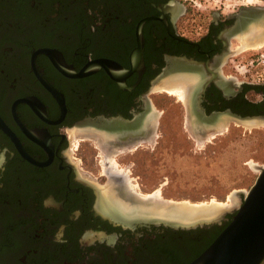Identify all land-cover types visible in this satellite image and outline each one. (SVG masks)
I'll return each mask as SVG.
<instances>
[{
    "label": "flooded vegetation",
    "instance_id": "af4514ba",
    "mask_svg": "<svg viewBox=\"0 0 264 264\" xmlns=\"http://www.w3.org/2000/svg\"><path fill=\"white\" fill-rule=\"evenodd\" d=\"M238 12L179 0H0V264H189L210 245L233 214L164 224L173 221L126 191L120 172L110 188L84 174L72 140L92 139L106 155L150 141L149 90L185 88L199 133L223 122L218 112L264 115V83L224 72L233 38L224 30ZM122 120L138 127L127 134Z\"/></svg>",
    "mask_w": 264,
    "mask_h": 264
},
{
    "label": "rangeland",
    "instance_id": "374dc122",
    "mask_svg": "<svg viewBox=\"0 0 264 264\" xmlns=\"http://www.w3.org/2000/svg\"><path fill=\"white\" fill-rule=\"evenodd\" d=\"M179 1L195 12L208 14L211 11L228 14L243 7L264 6V0ZM208 14H205L207 18ZM189 16L195 18L198 14ZM253 35L239 39L233 37L229 41L232 52L224 72L235 77L237 83L251 79L241 72L240 65L264 44L249 45ZM172 92L156 90L147 94L152 110L158 112L150 141L106 155L104 149L96 147L98 142L75 137L72 149L77 153L74 154L78 158L76 161L84 174L108 188L115 183L111 176L120 172L127 185L126 191L137 193L140 200L148 199L144 202L157 208L175 203L203 208L220 203L232 205L231 192L248 190L258 175L252 164L264 165V124L250 127L230 122L220 131L199 133L189 123L185 101ZM236 207L231 206L228 214H232Z\"/></svg>",
    "mask_w": 264,
    "mask_h": 264
},
{
    "label": "water",
    "instance_id": "95a60500",
    "mask_svg": "<svg viewBox=\"0 0 264 264\" xmlns=\"http://www.w3.org/2000/svg\"><path fill=\"white\" fill-rule=\"evenodd\" d=\"M259 26H264V6L243 7L235 14L233 23L228 25L224 31L231 37L237 38ZM150 91H147V94ZM146 100L151 106L150 100L148 98ZM198 109H200L199 106ZM212 117L226 118L228 123L234 122L242 126H247L253 120L258 121L260 125L264 124V115L242 116L225 111L215 113ZM120 123L127 134L133 133L134 128L138 127L134 120H122ZM252 167L258 170V175L250 188L231 192L236 198L235 205L237 207L232 212L230 222L210 245L189 264H260L264 259V165L252 164ZM229 208L231 206L220 208L214 216L202 217L189 223L157 220L164 224L192 228L219 222L230 212Z\"/></svg>",
    "mask_w": 264,
    "mask_h": 264
},
{
    "label": "bare ground",
    "instance_id": "6f19581e",
    "mask_svg": "<svg viewBox=\"0 0 264 264\" xmlns=\"http://www.w3.org/2000/svg\"><path fill=\"white\" fill-rule=\"evenodd\" d=\"M249 34H252V35L254 34L251 37V40L248 38L251 41V42L248 43L249 45L252 44L253 46L256 47V45H260L262 42H264V26H259V27L252 28L251 31H249L247 33H244L243 35L237 37V39H239V38H241L243 36H249ZM245 43H247V41ZM166 87L167 86H165V88ZM168 87H170V86H168ZM178 88L179 89H177V90H176V88H174V89L170 88L168 90H169V92L173 91L172 93H174V92L177 93L179 95V97L183 98L182 100L185 101L184 103H188V95H187V92H186L187 90H185V88L183 90L182 87H178ZM227 123H228V120L226 118H223V122H221V124L204 126L202 131L205 130V132H203V133L214 131V130H217V129H219V131H220V130H222L224 128V126L225 127H226V125L228 126L229 123L228 124ZM258 124H259L258 121L253 120V121H250V124L248 123L247 126H250V127L254 126V125L257 126ZM216 132H218V131H216ZM126 186L127 185H125L124 187H126ZM109 198H110V200H114L113 199L114 198L113 195L109 196ZM115 202H116V200H115ZM230 203L232 205L226 204V205H229V206H226V205H223V203L222 204L220 203V204H212V205L206 206L205 208L198 207V206H195V207L187 206L186 204H182V203L181 204L175 203L173 205L161 206L162 208L159 207V209H161V211H158V212L160 214H162V216H164V218L166 217V220H170V221H173V222H180V223H189V222H193L194 220H198L199 218H202V217L208 218V217L214 216L215 214H217V211L220 208L230 207V206L235 205L236 198L232 195V193L230 194ZM115 205L118 206L117 203ZM157 205H159V204H157ZM199 208H203V210H199ZM155 209H157V208H155Z\"/></svg>",
    "mask_w": 264,
    "mask_h": 264
},
{
    "label": "built area",
    "instance_id": "2783aa9c",
    "mask_svg": "<svg viewBox=\"0 0 264 264\" xmlns=\"http://www.w3.org/2000/svg\"><path fill=\"white\" fill-rule=\"evenodd\" d=\"M241 72L250 76L253 83H264V44L254 50L251 56L240 65Z\"/></svg>",
    "mask_w": 264,
    "mask_h": 264
},
{
    "label": "clouds",
    "instance_id": "9594fccd",
    "mask_svg": "<svg viewBox=\"0 0 264 264\" xmlns=\"http://www.w3.org/2000/svg\"><path fill=\"white\" fill-rule=\"evenodd\" d=\"M3 162V157H0V163H2Z\"/></svg>",
    "mask_w": 264,
    "mask_h": 264
},
{
    "label": "trees",
    "instance_id": "16d2710c",
    "mask_svg": "<svg viewBox=\"0 0 264 264\" xmlns=\"http://www.w3.org/2000/svg\"><path fill=\"white\" fill-rule=\"evenodd\" d=\"M255 86H258V85H255Z\"/></svg>",
    "mask_w": 264,
    "mask_h": 264
}]
</instances>
